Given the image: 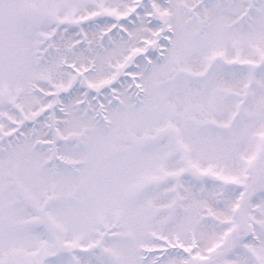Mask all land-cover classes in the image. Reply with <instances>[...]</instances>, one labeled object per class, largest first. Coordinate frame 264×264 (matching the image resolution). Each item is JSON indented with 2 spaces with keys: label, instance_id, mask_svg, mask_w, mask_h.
<instances>
[{
  "label": "snow or ice",
  "instance_id": "snow-or-ice-1",
  "mask_svg": "<svg viewBox=\"0 0 264 264\" xmlns=\"http://www.w3.org/2000/svg\"><path fill=\"white\" fill-rule=\"evenodd\" d=\"M0 264H264V0H0Z\"/></svg>",
  "mask_w": 264,
  "mask_h": 264
}]
</instances>
